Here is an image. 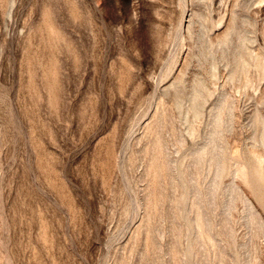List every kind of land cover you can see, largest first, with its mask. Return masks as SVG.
<instances>
[{
    "label": "rangeland",
    "instance_id": "374dc122",
    "mask_svg": "<svg viewBox=\"0 0 264 264\" xmlns=\"http://www.w3.org/2000/svg\"><path fill=\"white\" fill-rule=\"evenodd\" d=\"M262 181L264 0H0V264H264Z\"/></svg>",
    "mask_w": 264,
    "mask_h": 264
},
{
    "label": "bare ground",
    "instance_id": "6f19581e",
    "mask_svg": "<svg viewBox=\"0 0 264 264\" xmlns=\"http://www.w3.org/2000/svg\"><path fill=\"white\" fill-rule=\"evenodd\" d=\"M224 40L225 39H223V41L222 42H224ZM243 40V39H242ZM240 63H241V65H244L245 64V61H244V59L242 58L241 60H240ZM197 96V95H196ZM195 96V97H196ZM197 112V111H196ZM221 118V117H220ZM262 124V123H261ZM215 125V124H214ZM217 136V135H216ZM211 139V138H210ZM212 140V139H211ZM263 140V139H262ZM254 167V166H253ZM258 168V167H257ZM256 169V168H255ZM250 171H251V169H249ZM260 170H261V168H260ZM249 171V172H250ZM254 171V170H253ZM260 173V172H259ZM262 173V172H261ZM253 174V173H252ZM252 176V175H251ZM259 176V175H258ZM256 176H254L253 178H255ZM263 177V176H262ZM247 178V177H246ZM253 178H251V179H253ZM249 180V179H248ZM263 180V179H262ZM262 182H264V181H262ZM263 186H264V183H263ZM258 190V189H257ZM258 192V191H257ZM261 193H263V192H261ZM263 198V197H262ZM197 224H198V222H197Z\"/></svg>",
    "mask_w": 264,
    "mask_h": 264
}]
</instances>
